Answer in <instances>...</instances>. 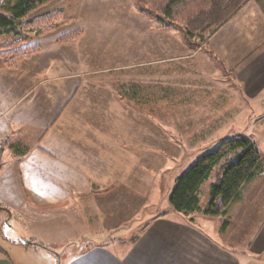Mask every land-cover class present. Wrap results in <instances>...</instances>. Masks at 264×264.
Masks as SVG:
<instances>
[{
    "label": "crops",
    "instance_id": "obj_1",
    "mask_svg": "<svg viewBox=\"0 0 264 264\" xmlns=\"http://www.w3.org/2000/svg\"><path fill=\"white\" fill-rule=\"evenodd\" d=\"M64 19L41 37L37 53L0 66L1 217L9 229L14 219L37 236L21 246L46 251L43 238L56 244L135 224L122 256L106 241L69 264H264V162L224 217L148 207L161 174L182 158L199 159L239 136L254 143L246 130L264 93V0H248L199 48L179 30L158 29L135 0H72ZM72 33L74 40L60 42ZM145 69L167 75L158 86L168 94L144 101V90L108 80ZM166 105L172 119L178 108L199 109L204 126L192 137L199 147L185 142V129L167 126ZM0 264L29 263L0 255Z\"/></svg>",
    "mask_w": 264,
    "mask_h": 264
},
{
    "label": "trees",
    "instance_id": "obj_2",
    "mask_svg": "<svg viewBox=\"0 0 264 264\" xmlns=\"http://www.w3.org/2000/svg\"><path fill=\"white\" fill-rule=\"evenodd\" d=\"M53 0H15L11 15L0 13V34H22L25 29L23 20L37 7L46 6ZM248 0H137L139 12L153 22L158 29L179 30L185 39L199 48L214 35L231 17H233ZM63 11H53L43 15L27 25L39 29L57 22ZM49 27V26H48ZM78 36L72 33L63 36L60 42L69 43ZM11 48L10 67H17L19 62L39 51L38 46ZM5 55V56H7ZM234 155L233 160L227 158ZM228 162L223 174L216 184L211 186L208 205L202 210L200 194L204 183L210 178L214 167L222 160ZM264 158L248 138L239 136L226 141L215 151L201 156L196 163L176 181L170 194L171 208L183 215L190 216L203 213L206 216H226L228 205L240 193L242 186L258 176L263 168ZM226 224V223H225ZM225 224L222 228H225Z\"/></svg>",
    "mask_w": 264,
    "mask_h": 264
},
{
    "label": "rangeland",
    "instance_id": "obj_3",
    "mask_svg": "<svg viewBox=\"0 0 264 264\" xmlns=\"http://www.w3.org/2000/svg\"><path fill=\"white\" fill-rule=\"evenodd\" d=\"M15 0H0V13L11 15L10 10L11 7L14 5ZM72 3V0H53L46 6L37 7L35 10L27 14L26 18L23 20L22 23L26 26V28L22 29V34L20 36L14 37L13 35H3L0 34V66L3 64H7L9 59L11 58L10 53L11 48L19 46L18 48L26 47V46H38V43L41 40V37L51 33L52 31L56 30L59 27H62L65 24L66 20L64 19V11L65 9ZM135 5H137V0H135ZM63 11L61 18L48 26L41 27L40 29L35 25L29 26L27 23L29 21H35L53 11ZM7 55V56H5ZM163 73V72H162ZM162 77V78H161ZM167 75H154L152 70H132V71H124V72H116L114 74L109 75L108 80L114 84L116 88L128 89L131 93H138L140 90H144L145 95L141 97V100L147 99L148 95L151 96L154 92H161L162 94H168L167 89L161 88L158 86L159 83H167ZM162 81V82H159ZM152 87H157L155 90ZM166 91V92H164ZM137 95V96H138ZM147 95V96H146ZM136 96V95H134ZM134 98V97H133ZM140 97H135L138 99ZM257 109H256V123L252 124L250 130H246V132H250L248 137H254L253 141L257 146V150L262 157L264 158V93H262L257 98ZM144 106H146L145 102H143ZM194 107H187V108H178L177 111L174 112V115L177 116V119H172L173 116H168L169 107L162 106V118L167 122V126H174L178 131H184L185 135L190 136V139L185 140L188 144L190 143L194 147H199L201 141L194 140L192 137L195 135H199L202 131V127L204 125L200 122L199 116V109L197 112H194ZM193 112V113H192ZM183 119L184 122L186 120V124H174L173 121ZM172 122L173 124H169ZM181 126V129H180ZM193 140V141H191ZM189 144V145H190ZM200 151V150H195ZM211 151V150H210ZM235 158L234 155L231 157L229 156L228 160H233ZM227 159L220 161L213 169V172L210 178L204 183L201 194V206H207L210 198V190L211 186L219 182L222 174L223 168L226 164H229ZM198 160V156L191 155L182 158V162L174 169L166 171L164 174H161V178L158 181L157 190L155 191L156 198L150 200L153 203H149V212L154 210L155 214L158 213H165L166 214H175L174 211L169 212V208H171L169 197L170 194L176 184V181L179 177L183 176ZM259 185H264V176L261 177L260 181L258 182ZM158 192V193H157ZM4 214L0 212V255L10 256L12 259L24 261L29 264H69L71 261L76 260L78 257L79 252H83V250L89 249L92 245L95 246L96 244H102V242H110L111 244L109 247L111 248V252L114 254H118L122 256L125 250V246L129 245L124 241L129 240L132 238L133 234L136 232V225L132 224L130 227L125 229H121L117 232L112 233H103L96 237L93 236H86L83 237H74L71 239H65L59 241L60 243L53 244L50 241H53L50 237L43 238L44 250L35 248V247H26V249H34V250H26L25 246H21L24 242H31L36 243V235L34 231H29L25 224H19L14 219L11 221L8 216H6L8 221L13 225L12 229L8 228L7 223H5L1 217ZM5 219V220H7ZM136 223V222H134ZM220 221H214L211 223V229L216 230ZM93 235V234H91ZM40 236V232L39 235ZM47 237L46 235H43ZM57 238L62 239L64 237L63 233L61 235H56ZM122 241V242H120ZM125 245V246H124ZM23 247V248H21Z\"/></svg>",
    "mask_w": 264,
    "mask_h": 264
}]
</instances>
